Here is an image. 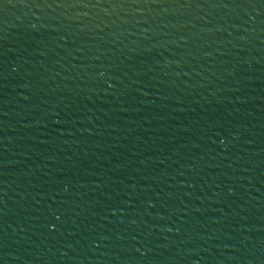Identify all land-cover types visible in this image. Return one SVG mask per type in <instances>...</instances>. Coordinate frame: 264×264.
Masks as SVG:
<instances>
[{
    "label": "water",
    "instance_id": "water-1",
    "mask_svg": "<svg viewBox=\"0 0 264 264\" xmlns=\"http://www.w3.org/2000/svg\"><path fill=\"white\" fill-rule=\"evenodd\" d=\"M195 83L264 156V0H93Z\"/></svg>",
    "mask_w": 264,
    "mask_h": 264
}]
</instances>
